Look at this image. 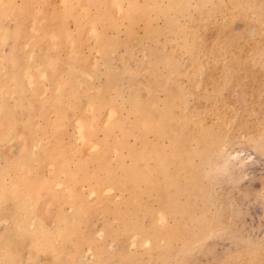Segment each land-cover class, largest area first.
I'll list each match as a JSON object with an SVG mask.
<instances>
[{
    "label": "rangeland",
    "instance_id": "rangeland-1",
    "mask_svg": "<svg viewBox=\"0 0 264 264\" xmlns=\"http://www.w3.org/2000/svg\"><path fill=\"white\" fill-rule=\"evenodd\" d=\"M66 1L0 0V264H264V0Z\"/></svg>",
    "mask_w": 264,
    "mask_h": 264
},
{
    "label": "bare ground",
    "instance_id": "bare-ground-1",
    "mask_svg": "<svg viewBox=\"0 0 264 264\" xmlns=\"http://www.w3.org/2000/svg\"><path fill=\"white\" fill-rule=\"evenodd\" d=\"M68 2H69V4H72V2H76L77 4H79L82 8V10H84V9H86V8H88V7H94L95 6V4H94V2L96 3V2H98L99 4V6L100 7H98L97 8V11L94 13V12H91V14H90V22L92 23V25L93 26H95L96 24H98L99 22H100V20H101V18L102 17H106V13L105 12H107V10H106V4H107V2H108V0H67ZM66 1V2H67ZM179 2V1H178ZM178 2H177V0H174V5H176V6H178ZM113 3V2H112ZM119 3V2H118ZM134 2H133V0H129V4H128V6H127V8L126 9H124V10H126L125 12H126V14H128L129 16L131 15V19H132V15L138 10V8H136L135 7V5L133 4ZM119 6H120V4H118ZM80 9V8H79ZM244 10V9H243ZM86 11H87V9H86ZM85 11V12H86ZM85 14H87V12L85 13ZM105 15V16H104ZM70 16V15H69ZM42 21V19H40V22ZM38 23V26H37V28H40V27H42L41 25H40V23L39 22H36V24ZM92 27V26H91ZM94 29H95V27H94ZM44 30V29H43ZM45 31H46V29H45ZM97 31V30H96ZM177 32V31H176ZM93 33V32H92ZM97 33V32H96ZM96 37H97V42H99V48H101V47H103L104 46V44H106L105 43V35H104V33H102L101 31H99V33H97V35H95ZM77 39H74L73 38V40H71L72 41V46H74L75 44H76V41ZM189 43V42H188ZM111 51V50H110ZM26 74V73H25ZM24 74V75H25ZM27 75V74H26ZM29 75V74H28ZM30 75H31V73H30ZM26 77H29V76H26ZM30 79V78H29ZM29 79H27V80H29ZM30 82H28V84H29ZM62 83V82H61ZM31 84H32V81H31ZM62 85V84H61ZM59 86H60V84H59ZM135 109V108H134ZM109 111V110H108ZM140 119V118H139ZM141 119H143V118H141ZM77 121V120H76ZM151 122L152 121H150V120H146V123H148V124H151ZM86 123L84 122V121H82V120H79L78 121V128H79V130H80V132H81V137H83V138H86L87 137V132H85V128H86V125H85ZM155 126V125H154ZM159 126H160V124H159ZM159 126H156V127H159ZM158 130H159V132H162L164 129H163V126H160L159 128H158ZM161 130V131H160ZM172 136V135H171ZM205 136H207V135H205ZM204 136V137H205ZM206 138V137H205ZM205 138L203 139V141L205 142ZM208 142V141H207ZM210 142V141H209ZM174 143H177V140H175L174 141ZM173 147V146H172ZM175 147V146H174ZM175 150V149H174ZM175 153H177V151L175 150L174 151V154ZM166 163V162H165ZM161 165V164H160ZM25 166H26V163H22V162H20V161H18V163H17V167L19 168L18 170L19 171H21V172H24L23 170H25L24 168H25ZM164 170V169H163ZM63 173H65L66 175H68V178L67 179H69V181L71 180V179H73L74 180V176H72L73 174L72 173H70V171H68V170H65V169H63ZM134 171H136V170H134ZM39 174V173H38ZM165 176H166V178H165V181L167 182H165L166 183V185L168 184L169 186L171 185L172 187V189H173V187L175 188V186H176V183H175V181H173L172 180V176H171V174L170 173H168V174H165ZM146 178V177H145ZM21 181L22 180H15L14 182L15 183H12V185L10 186V188H12V189H14L13 190V193H15L14 194V196L17 198V205H18V207H25V206H30L31 204L33 205L36 201H35V197H36V193H37V191L39 190L38 189V186H33V187H31L30 185H26V183L24 182V184H22L21 183ZM61 181V180H60ZM146 181H147V178H146ZM43 183V182H42ZM61 183V182H60ZM147 183H148V181H147ZM149 183H150V181H149ZM151 184H153V183H151ZM162 184V186L163 187H165L166 185L164 184V183H161ZM63 185V184H62ZM69 187H70V185H68ZM67 186V187H68ZM149 186V185H148ZM20 187H23V189H21ZM40 187V186H39ZM111 187V186H110ZM33 188V189H32ZM20 189V190H19ZM71 189V188H70ZM69 189V190H70ZM171 189V190H172ZM72 190V189H71ZM70 190V191H71ZM6 190L4 189V188H0V201L1 200H3V199H5V194H6V192H5ZM17 191L20 193V194H18L17 195ZM69 192V191H68ZM72 193V192H71ZM26 208V207H25ZM36 214V213H35ZM77 217V216H76ZM24 218H25V215H23V218L22 219H19V218H17V216H13L12 217V219H11V223H12V226H13V228H14V231L16 232V233H20V234H25V231H26V229H25V221H24ZM35 218V217H34ZM33 218V219H34ZM32 219V220H33ZM73 220V219H72ZM42 221V220H41ZM72 224H73V222H72ZM30 226H31V224H30ZM36 226V225H35ZM44 229V227L41 225V223H40V225L38 226V231H37V229L36 230H32V233H31V235L33 236V238H34V241H35V245L36 246H38V247H41V246H45V247H48V245H47V241L45 242V238H46V236L45 235H47L46 234V231L45 230H43ZM56 229L57 230H59V228H57L56 227ZM56 230V231H57ZM65 230H67V226L63 229V231H65ZM62 231V229H60V232L59 233H62L63 232ZM74 231H75V227H74ZM50 232V231H49ZM54 233V232H53ZM74 233V232H73ZM30 234V233H29ZM51 234H52V232H51ZM70 234H72V233H69V235ZM60 234H58L57 235V237H60L59 236ZM70 237V236H69ZM62 238V237H61ZM60 238V239H61ZM68 238V237H67ZM62 240V239H61ZM67 241V240H66ZM60 242V241H59ZM53 243V242H52ZM56 255V254H55ZM8 257V256H7ZM55 260V259H54Z\"/></svg>",
    "mask_w": 264,
    "mask_h": 264
}]
</instances>
